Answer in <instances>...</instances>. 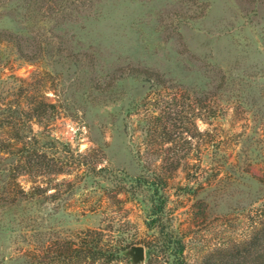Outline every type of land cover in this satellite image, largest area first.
Wrapping results in <instances>:
<instances>
[{"label":"rangeland","instance_id":"374dc122","mask_svg":"<svg viewBox=\"0 0 264 264\" xmlns=\"http://www.w3.org/2000/svg\"><path fill=\"white\" fill-rule=\"evenodd\" d=\"M39 99L33 171L0 152V264H173L166 230L187 264H264V0H0V114Z\"/></svg>","mask_w":264,"mask_h":264},{"label":"trees","instance_id":"16d2710c","mask_svg":"<svg viewBox=\"0 0 264 264\" xmlns=\"http://www.w3.org/2000/svg\"><path fill=\"white\" fill-rule=\"evenodd\" d=\"M16 39V38H14ZM18 51L20 57H24L26 59H33L36 55H28L23 51L19 40L13 41ZM31 104V106H29ZM27 105L29 108L23 109L16 106L14 109L8 108L0 114V129L5 127L16 128L17 129L12 136H7L8 138L0 139V152L12 154V156L16 157L18 162H23L24 164H20L18 167L24 170H18L17 173H13L15 178L16 175L20 174V171L31 172L33 171V167L35 166L34 161H36L39 155L36 150H33V153L26 148L27 144L33 146L35 142L31 140L29 137V133H31V120L36 119L38 121H42L45 118L53 116V113L56 110V105L51 102H46L44 100H29L27 101ZM19 115V120H14V117ZM21 131V132H20ZM11 138V139H10ZM35 139V138H34ZM21 144V147H16V144ZM12 160L14 158H11ZM60 170H55L54 173H58ZM157 193V190H155ZM162 213V207L159 205L158 209L151 211V222L156 227L159 223V217ZM163 234V230H160ZM93 233V232H91ZM95 234V233H93ZM163 240L160 244V247L164 248V250L169 252V256L172 258L173 264H187L183 259V251L184 247L181 242V239L177 238L170 230H166V236L162 237ZM102 238L100 237H92L89 243L85 245L82 250H74L76 255L83 253L85 257L90 259L91 261L102 260L105 263H110L112 261L124 258V247L119 245H103L101 243ZM150 248L147 250L148 256L150 255Z\"/></svg>","mask_w":264,"mask_h":264},{"label":"water","instance_id":"95a60500","mask_svg":"<svg viewBox=\"0 0 264 264\" xmlns=\"http://www.w3.org/2000/svg\"><path fill=\"white\" fill-rule=\"evenodd\" d=\"M130 256L133 262H139L145 258V247L142 245H132L125 252Z\"/></svg>","mask_w":264,"mask_h":264}]
</instances>
